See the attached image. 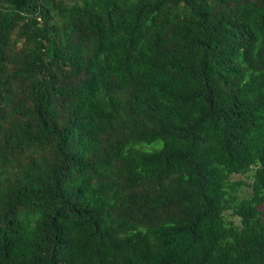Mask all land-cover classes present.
Returning a JSON list of instances; mask_svg holds the SVG:
<instances>
[{
  "label": "trees",
  "instance_id": "1",
  "mask_svg": "<svg viewBox=\"0 0 264 264\" xmlns=\"http://www.w3.org/2000/svg\"><path fill=\"white\" fill-rule=\"evenodd\" d=\"M262 207L264 0H0V264H264Z\"/></svg>",
  "mask_w": 264,
  "mask_h": 264
},
{
  "label": "rangeland",
  "instance_id": "2",
  "mask_svg": "<svg viewBox=\"0 0 264 264\" xmlns=\"http://www.w3.org/2000/svg\"><path fill=\"white\" fill-rule=\"evenodd\" d=\"M234 179L238 180V179H244V178H243V177H241V176H234ZM262 210L264 211V207H262ZM235 221H236V222H238V221H239V219H238V218H236V219H235Z\"/></svg>",
  "mask_w": 264,
  "mask_h": 264
}]
</instances>
